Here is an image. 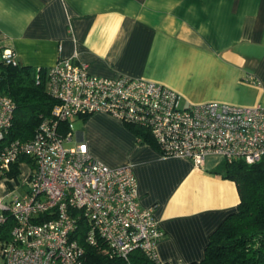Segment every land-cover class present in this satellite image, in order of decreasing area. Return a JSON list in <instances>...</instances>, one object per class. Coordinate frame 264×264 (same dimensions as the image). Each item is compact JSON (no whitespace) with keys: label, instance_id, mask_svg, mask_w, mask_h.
Segmentation results:
<instances>
[{"label":"crops","instance_id":"1","mask_svg":"<svg viewBox=\"0 0 264 264\" xmlns=\"http://www.w3.org/2000/svg\"><path fill=\"white\" fill-rule=\"evenodd\" d=\"M5 49L36 71L71 58L96 76L160 83L181 106L264 107V0H0V64ZM72 125V146L84 142L106 166L132 168L140 206L163 232L159 262L201 261L239 203L235 183L213 173L224 160L210 155L195 167L162 157L103 113Z\"/></svg>","mask_w":264,"mask_h":264},{"label":"built area","instance_id":"2","mask_svg":"<svg viewBox=\"0 0 264 264\" xmlns=\"http://www.w3.org/2000/svg\"><path fill=\"white\" fill-rule=\"evenodd\" d=\"M1 63L18 64L10 49L3 50ZM44 71L55 104L28 141L7 140L16 106L0 93V229L8 219L13 224L11 238L0 241L3 264H83L84 249L74 236L81 223L84 243L111 257L126 259L139 251L159 261L163 232L154 210L140 206L132 168L106 166L84 142L64 147L76 118L103 113L142 127L162 157L187 159L195 167L210 155L228 163L264 159L260 105L181 107L178 94L160 83L96 76L71 58Z\"/></svg>","mask_w":264,"mask_h":264},{"label":"trees","instance_id":"3","mask_svg":"<svg viewBox=\"0 0 264 264\" xmlns=\"http://www.w3.org/2000/svg\"><path fill=\"white\" fill-rule=\"evenodd\" d=\"M38 76V78H36ZM44 70L0 64V93L15 103V113L7 140L28 141L40 122L48 118L55 101L46 91ZM141 143L155 146L148 130L127 125ZM214 174L235 183L239 203L209 235L203 258L190 264H264V159L254 164L223 162ZM12 221L0 229V241L11 238ZM81 223L74 236L83 247V264H162L147 259L139 251L125 258L111 257L102 247L84 243Z\"/></svg>","mask_w":264,"mask_h":264},{"label":"rangeland","instance_id":"4","mask_svg":"<svg viewBox=\"0 0 264 264\" xmlns=\"http://www.w3.org/2000/svg\"><path fill=\"white\" fill-rule=\"evenodd\" d=\"M181 106V105H180ZM182 107V106H181ZM122 124H124V123H122ZM125 125V124H124ZM73 131H75V130H73ZM70 146H72V143H64V147H66V148H68V147H70ZM0 264H3V261H2V259H0Z\"/></svg>","mask_w":264,"mask_h":264}]
</instances>
